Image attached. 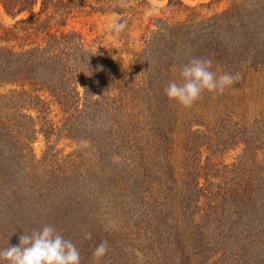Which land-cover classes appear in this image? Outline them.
Segmentation results:
<instances>
[{
  "label": "trees",
  "instance_id": "trees-1",
  "mask_svg": "<svg viewBox=\"0 0 264 264\" xmlns=\"http://www.w3.org/2000/svg\"><path fill=\"white\" fill-rule=\"evenodd\" d=\"M150 6L0 0V249L51 225L81 264H95L104 240L99 264H224L230 255L264 264V107L228 132L190 127L180 179L179 112L164 92L193 57L237 76L264 68V0L186 23L154 17L125 73L75 23L96 12L126 20ZM178 6L194 9L183 0L166 8ZM61 139L72 151L57 147Z\"/></svg>",
  "mask_w": 264,
  "mask_h": 264
},
{
  "label": "rangeland",
  "instance_id": "rangeland-1",
  "mask_svg": "<svg viewBox=\"0 0 264 264\" xmlns=\"http://www.w3.org/2000/svg\"><path fill=\"white\" fill-rule=\"evenodd\" d=\"M149 1L152 6L142 9L140 12L129 13L126 20L123 19L125 14L96 12L75 21L77 28L81 30L87 39L97 38L103 42V47H105L108 56L118 63L120 73H125L130 68L135 56L143 49V36L154 17L165 14L175 23H186L197 18L222 13L245 0H183L185 4L194 9L183 6L167 9L168 0ZM112 20H120L126 24L125 29L119 36L114 35L108 29V25ZM5 22L11 24L15 21L5 17ZM215 70L223 71L222 67H216ZM237 77L236 83L224 94L213 96L205 93L190 109H186L173 101L174 108L179 112V126L176 132L177 140L172 164L180 179L185 174L186 154L184 144L190 127H201L203 129L214 127L218 130H231L237 127L234 124L235 122L252 119L257 111L264 107V68L249 69ZM175 80L179 82L180 78L176 76ZM57 143L58 148H65L67 152L73 149L68 140L61 139ZM34 147L38 155H41L45 147L44 139L41 137ZM241 152L242 147L240 146L228 151L226 154L227 160L234 159ZM234 259H237V257L230 255V258H227L224 264H234Z\"/></svg>",
  "mask_w": 264,
  "mask_h": 264
},
{
  "label": "clouds",
  "instance_id": "clouds-1",
  "mask_svg": "<svg viewBox=\"0 0 264 264\" xmlns=\"http://www.w3.org/2000/svg\"><path fill=\"white\" fill-rule=\"evenodd\" d=\"M125 27V22L120 20H112L108 25L109 31L116 36ZM180 77L179 82L170 81L164 92L170 101L186 109L192 108L205 93L224 94L238 78L232 72L213 70L212 59L200 57H193L184 64ZM108 251V241H101L93 251L95 264H99ZM0 264H81V253L71 239L65 238L54 226L45 225L24 231L18 245L9 244L0 249Z\"/></svg>",
  "mask_w": 264,
  "mask_h": 264
}]
</instances>
